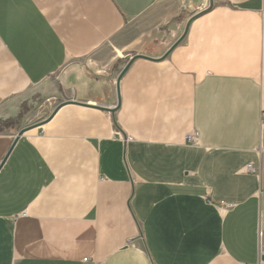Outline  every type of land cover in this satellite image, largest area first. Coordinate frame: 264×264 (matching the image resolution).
I'll return each mask as SVG.
<instances>
[{"label":"crops","instance_id":"crops-1","mask_svg":"<svg viewBox=\"0 0 264 264\" xmlns=\"http://www.w3.org/2000/svg\"><path fill=\"white\" fill-rule=\"evenodd\" d=\"M262 114L264 0H0V264H264Z\"/></svg>","mask_w":264,"mask_h":264},{"label":"built area","instance_id":"built-area-1","mask_svg":"<svg viewBox=\"0 0 264 264\" xmlns=\"http://www.w3.org/2000/svg\"><path fill=\"white\" fill-rule=\"evenodd\" d=\"M262 121L264 122V114H262ZM186 141L187 143L194 145L196 143V134L195 133L189 134L186 138ZM246 171L254 173V169L251 166H247ZM88 261H89L88 259L83 260L84 263H87Z\"/></svg>","mask_w":264,"mask_h":264},{"label":"water","instance_id":"water-1","mask_svg":"<svg viewBox=\"0 0 264 264\" xmlns=\"http://www.w3.org/2000/svg\"><path fill=\"white\" fill-rule=\"evenodd\" d=\"M131 58V56H126L125 57V60H129ZM98 110H108L107 108H105V107H102V106H98V107H96ZM109 111V110H108ZM26 132V130H23V131H21V132H19L18 133V135L15 137V139H14V142H13V144H12V146H11V148L9 149V151H8V153H7V155L9 154V152L11 151V149H12V147L15 145V143L19 140V138L20 137H22L23 136V134Z\"/></svg>","mask_w":264,"mask_h":264}]
</instances>
